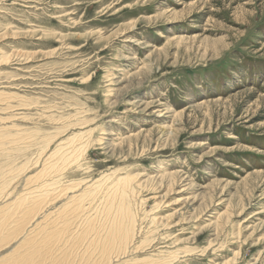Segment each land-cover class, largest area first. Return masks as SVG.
I'll return each instance as SVG.
<instances>
[{"label": "rangeland", "instance_id": "1", "mask_svg": "<svg viewBox=\"0 0 264 264\" xmlns=\"http://www.w3.org/2000/svg\"><path fill=\"white\" fill-rule=\"evenodd\" d=\"M0 264H264V0H0Z\"/></svg>", "mask_w": 264, "mask_h": 264}, {"label": "bare ground", "instance_id": "2", "mask_svg": "<svg viewBox=\"0 0 264 264\" xmlns=\"http://www.w3.org/2000/svg\"><path fill=\"white\" fill-rule=\"evenodd\" d=\"M120 179H121V178H120ZM115 180H116V179H115ZM118 180H119V179H117V182H118ZM120 183H121V182H120ZM121 184H122V183H121ZM125 184H127V183H125ZM122 187H123V186H122ZM126 188H127V187H126ZM126 188H125V189H126ZM120 191H122V190H120ZM126 191H127V190H126ZM123 192H124V191H123ZM127 216H128V215H127ZM121 233H122V232H121ZM123 234H124V233H123ZM116 236H117V234H116ZM114 237H115V236H114ZM113 239H114V238H113ZM116 239H117V237H116ZM119 239H120V238H119ZM123 240H124V239H123Z\"/></svg>", "mask_w": 264, "mask_h": 264}]
</instances>
